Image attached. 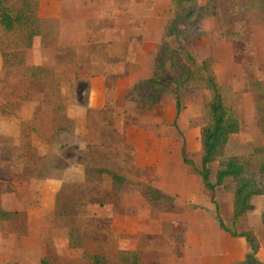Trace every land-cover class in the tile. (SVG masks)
Returning a JSON list of instances; mask_svg holds the SVG:
<instances>
[{
  "label": "rangeland",
  "instance_id": "374dc122",
  "mask_svg": "<svg viewBox=\"0 0 264 264\" xmlns=\"http://www.w3.org/2000/svg\"><path fill=\"white\" fill-rule=\"evenodd\" d=\"M209 1L211 13L184 43L199 63L211 64L241 124L211 166L215 181L230 157L254 169L264 162V0L197 5ZM9 5L14 17L36 11L41 34L28 49L31 22L13 33L0 26V209L12 213L0 218V264H93L94 256L110 264L136 256L141 264H182L195 220L221 231L211 194L182 157L185 151L201 168L213 95L202 84L189 87L176 121L171 94L149 110L123 84L153 73L172 1ZM148 187L164 198L151 201ZM215 196L226 226L252 227L264 245V196L253 198L256 214L235 226L233 183Z\"/></svg>",
  "mask_w": 264,
  "mask_h": 264
},
{
  "label": "trees",
  "instance_id": "16d2710c",
  "mask_svg": "<svg viewBox=\"0 0 264 264\" xmlns=\"http://www.w3.org/2000/svg\"><path fill=\"white\" fill-rule=\"evenodd\" d=\"M12 1L14 0H0V26L6 33H13L24 22L25 24L31 22L29 24H32V27L27 33L28 43L26 44V47L30 49L34 39L41 34L36 11L28 15L19 13L14 17L9 5ZM171 1L173 14L166 24L161 48L155 57L154 74L150 79L138 82L131 93L149 110L161 103L166 94H171L175 101L176 121L183 109L182 95L189 87L202 84L212 93L213 101L208 105L210 123L201 129L203 147L201 168H197L193 161L187 159L185 151H182L183 161L198 174L202 179L203 187L211 194V202L216 207V218L220 229L232 238L245 240L250 246L251 252L246 256L245 264H263L257 258L260 244L255 234L251 231L237 232L226 226L215 193L228 181L233 183V224L235 226L244 216L255 211L253 198L264 196V162L254 169L251 164L243 162L240 158L230 157L221 164L215 181H212L211 166L217 161L229 139L241 131V124L226 108L221 87L211 64L207 61L199 63L184 43V40L188 38L189 30L198 28L204 16L211 13L212 1L203 7L197 5V0ZM172 41H175L174 46ZM99 173L108 174L117 183L123 182L122 178L112 171L100 170ZM147 191L151 201L155 203L164 198L153 187H148ZM11 214L0 209L2 219H7ZM261 223L264 226V212L261 214ZM92 262L93 264H110L102 256H94ZM122 264H141V262L136 256Z\"/></svg>",
  "mask_w": 264,
  "mask_h": 264
},
{
  "label": "crops",
  "instance_id": "0c3cea01",
  "mask_svg": "<svg viewBox=\"0 0 264 264\" xmlns=\"http://www.w3.org/2000/svg\"><path fill=\"white\" fill-rule=\"evenodd\" d=\"M153 74L154 69L149 78L137 79L138 76L136 74H132L130 78L123 82V84L128 82L133 89L138 82L150 79ZM159 185H161V183H159L158 186ZM171 191L172 189H170V192ZM263 212L264 208H262V213ZM253 213L256 214L255 211ZM261 214L258 215L260 219ZM203 220L205 221V219H202L199 223L197 220L193 223L189 221V225L192 223V229L188 230L189 254L188 259L183 261L182 264H245V258L251 252L248 243L243 239L232 238L230 236V239H226L224 235L226 233L223 232L220 227V233H216L215 229L213 230V233L215 232L216 235H213L208 227L203 225ZM251 230H253L252 227L249 228V231ZM255 236L259 240L258 234L255 233ZM242 240L245 241V243ZM202 242L206 243L204 248H201ZM257 258L264 264V245L262 243H260V250L257 254Z\"/></svg>",
  "mask_w": 264,
  "mask_h": 264
}]
</instances>
